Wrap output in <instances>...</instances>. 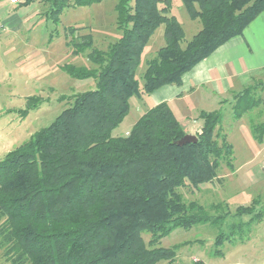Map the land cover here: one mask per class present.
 Segmentation results:
<instances>
[{
	"label": "trees",
	"instance_id": "16d2710c",
	"mask_svg": "<svg viewBox=\"0 0 264 264\" xmlns=\"http://www.w3.org/2000/svg\"><path fill=\"white\" fill-rule=\"evenodd\" d=\"M101 1L42 0L56 25L66 8ZM173 3L119 0L121 36L106 50L92 33L66 29L74 55L95 67L67 64L65 71L94 78L96 87L74 94L48 127L0 160V249L13 264H176L179 246L161 243L177 229L218 227L215 253L222 254L225 242L238 236L245 242L263 221L258 202L232 212L225 201L207 206L182 192L219 181L224 166L235 170L234 145L221 131L222 110L202 112L198 141L183 146L178 142L187 133L167 102L147 108L126 135H112L133 97L181 84L188 71L264 12V0H182L189 17L202 24L183 46L186 33ZM162 26L165 44L138 76L144 50ZM254 89L235 95L236 121L264 105ZM39 100L32 99L23 115ZM250 129L256 141L264 140V121L250 118Z\"/></svg>",
	"mask_w": 264,
	"mask_h": 264
},
{
	"label": "rangeland",
	"instance_id": "374dc122",
	"mask_svg": "<svg viewBox=\"0 0 264 264\" xmlns=\"http://www.w3.org/2000/svg\"><path fill=\"white\" fill-rule=\"evenodd\" d=\"M24 1L0 0V160L36 132L48 127L70 105L74 94L96 87L94 78L76 79L65 71L67 64L95 67L87 57L74 55L68 45L66 29L75 26L79 28V34L92 33L96 46L103 50L121 36L116 11L119 0L68 7L58 25L47 16L48 4L35 0L29 5H21ZM173 2L174 14L185 29L184 46L202 24L189 17L182 0ZM164 44L162 26L144 50L138 76L144 73L146 62ZM249 86H254L255 94L264 99V76H258L245 88ZM239 92L226 100L221 108H216L224 114L221 131L234 145L235 170L224 166L219 181L204 184L198 191L189 187L182 189L188 200L196 199L207 206L225 201L232 212L253 201L260 205L258 210L264 208V140L256 141L250 130V118L264 121V105L236 121L231 106ZM36 98L40 99V106L31 107L28 114L23 115L21 111L28 110L30 101ZM144 99L148 100V97L132 98L130 113L113 131L114 137L131 131L146 111ZM201 124L202 120H198L196 126ZM218 232V227L210 224L197 225L190 230L177 229L162 239L161 246H179L176 264H198L199 261L205 264H264V219L253 226L245 242H241L240 236L225 242L220 248L222 254L215 253ZM145 238L148 241L150 236ZM0 264H13L2 249Z\"/></svg>",
	"mask_w": 264,
	"mask_h": 264
},
{
	"label": "crops",
	"instance_id": "0c3cea01",
	"mask_svg": "<svg viewBox=\"0 0 264 264\" xmlns=\"http://www.w3.org/2000/svg\"><path fill=\"white\" fill-rule=\"evenodd\" d=\"M258 76H264V12L243 34L229 40L188 71L181 84L161 87L147 96L144 107L146 110L169 103L186 133L197 135L203 126V123L196 126L202 112L221 108Z\"/></svg>",
	"mask_w": 264,
	"mask_h": 264
},
{
	"label": "water",
	"instance_id": "95a60500",
	"mask_svg": "<svg viewBox=\"0 0 264 264\" xmlns=\"http://www.w3.org/2000/svg\"><path fill=\"white\" fill-rule=\"evenodd\" d=\"M197 141H198V137H197V135L186 134V135L184 136V138L181 139V140L178 142V144H179L180 146H183L184 144L195 143V142H197Z\"/></svg>",
	"mask_w": 264,
	"mask_h": 264
},
{
	"label": "built area",
	"instance_id": "2783aa9c",
	"mask_svg": "<svg viewBox=\"0 0 264 264\" xmlns=\"http://www.w3.org/2000/svg\"><path fill=\"white\" fill-rule=\"evenodd\" d=\"M21 0H12L14 3H19Z\"/></svg>",
	"mask_w": 264,
	"mask_h": 264
}]
</instances>
